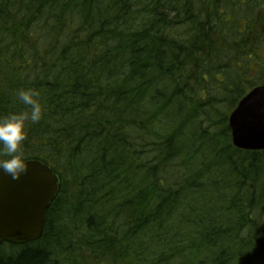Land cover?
Wrapping results in <instances>:
<instances>
[{"label":"trees","instance_id":"16d2710c","mask_svg":"<svg viewBox=\"0 0 264 264\" xmlns=\"http://www.w3.org/2000/svg\"><path fill=\"white\" fill-rule=\"evenodd\" d=\"M264 84V0H0V116L60 181L0 264H264V150L228 115Z\"/></svg>","mask_w":264,"mask_h":264},{"label":"water","instance_id":"95a60500","mask_svg":"<svg viewBox=\"0 0 264 264\" xmlns=\"http://www.w3.org/2000/svg\"><path fill=\"white\" fill-rule=\"evenodd\" d=\"M233 144L245 150H264V84L248 91L230 113ZM28 171L18 179L0 171V243L21 244L39 239L46 213L60 191L51 167L27 160Z\"/></svg>","mask_w":264,"mask_h":264},{"label":"clouds","instance_id":"9594fccd","mask_svg":"<svg viewBox=\"0 0 264 264\" xmlns=\"http://www.w3.org/2000/svg\"><path fill=\"white\" fill-rule=\"evenodd\" d=\"M40 93L33 88L18 90V100L30 111L13 112L0 116V171L18 179L28 171L22 144L26 140L29 123L39 122L43 116V107L39 101Z\"/></svg>","mask_w":264,"mask_h":264},{"label":"rangeland","instance_id":"374dc122","mask_svg":"<svg viewBox=\"0 0 264 264\" xmlns=\"http://www.w3.org/2000/svg\"><path fill=\"white\" fill-rule=\"evenodd\" d=\"M263 83H261V84H259V85H262ZM256 86H258V85H256ZM255 87V86H254ZM251 89H249V91H250ZM237 106V105H236ZM235 108V107H234ZM234 108L232 109V110H234ZM232 110L230 111V113L232 112ZM230 113H229V115H228V120H229V116H230Z\"/></svg>","mask_w":264,"mask_h":264}]
</instances>
